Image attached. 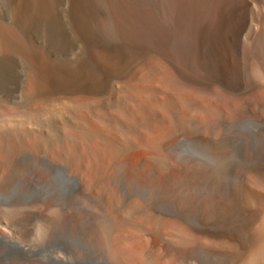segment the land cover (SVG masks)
<instances>
[{
	"label": "bare ground",
	"instance_id": "1",
	"mask_svg": "<svg viewBox=\"0 0 264 264\" xmlns=\"http://www.w3.org/2000/svg\"><path fill=\"white\" fill-rule=\"evenodd\" d=\"M179 107L207 118L210 145L215 122L234 123L264 149V0H0V177L24 153L68 158L110 205V167L143 144L164 161L183 137ZM223 158L187 201L175 188L171 213L141 214L157 264H264V159L231 192L236 151ZM125 161L140 173L136 155ZM176 166L170 180L183 182L191 158ZM117 216L119 230L139 228L130 210Z\"/></svg>",
	"mask_w": 264,
	"mask_h": 264
},
{
	"label": "rangeland",
	"instance_id": "2",
	"mask_svg": "<svg viewBox=\"0 0 264 264\" xmlns=\"http://www.w3.org/2000/svg\"><path fill=\"white\" fill-rule=\"evenodd\" d=\"M176 113L174 123L183 124V137L175 145L168 143L164 161L152 146L143 144L124 153L110 167L106 173L114 194L110 205L103 198L106 186L90 188L70 159L21 155L0 177V264H127L114 255L115 247L157 264L159 241L151 224L142 222L144 211L171 213L175 188H184L183 198L187 201V186L198 190L209 170L219 167L223 154L230 150L237 154L231 192L242 180L238 171L246 174L264 159L262 144L242 126L215 122L221 138L210 145L212 129L206 117L190 110L183 112L180 107ZM194 124L199 125L196 131ZM60 139L68 142L63 134ZM131 155L140 160L138 174L126 170L125 159ZM182 157L191 158L188 175L183 182L172 181L177 160ZM129 210L139 228L128 225L119 230L117 215ZM253 241L246 240L245 250L254 245ZM237 244L233 239L229 241L230 252H239ZM172 249L171 245L170 258Z\"/></svg>",
	"mask_w": 264,
	"mask_h": 264
}]
</instances>
